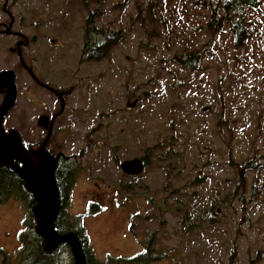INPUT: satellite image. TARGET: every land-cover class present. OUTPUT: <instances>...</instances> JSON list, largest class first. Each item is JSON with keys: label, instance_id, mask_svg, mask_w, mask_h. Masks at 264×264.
Segmentation results:
<instances>
[{"label": "rangeland", "instance_id": "rangeland-1", "mask_svg": "<svg viewBox=\"0 0 264 264\" xmlns=\"http://www.w3.org/2000/svg\"><path fill=\"white\" fill-rule=\"evenodd\" d=\"M221 2L0 0V22L9 26L11 10L29 35L28 14L39 12L28 52L39 48L42 80L72 84L54 139L65 153L62 222L94 262L143 254L149 242L140 264H264V0L248 9L239 43ZM87 37L97 58L84 52ZM4 40L0 67L17 61ZM194 52V68L176 61ZM18 95L5 124L22 132L39 120L24 109L39 105L23 85ZM135 157L146 167L129 175L121 164ZM245 161L254 167L238 187ZM9 175L0 264H41L32 196ZM52 256L76 264L68 245Z\"/></svg>", "mask_w": 264, "mask_h": 264}, {"label": "flooded vegetation", "instance_id": "flooded-vegetation-1", "mask_svg": "<svg viewBox=\"0 0 264 264\" xmlns=\"http://www.w3.org/2000/svg\"><path fill=\"white\" fill-rule=\"evenodd\" d=\"M6 14L7 16L11 17V21L9 23V26L6 25L5 21L0 22L1 24H3V27L6 29L4 30L3 28L2 29L0 28V36L6 34L4 38L0 37V41H5L4 39H8L11 42H14L15 45L9 47V49L11 52L17 54V61H15V63H13V65L11 66L8 63H5L6 62L5 60L3 62V64L5 65L0 67V77H16L15 82L17 85V100L19 98L18 94H20V86L22 87L23 85L25 87V91L28 92L29 97L34 99V101L39 105V108L37 109L35 108H33L32 110L24 109V111L34 112L36 115L35 119L37 120L39 118V120L37 123L38 125L36 127L31 126L28 129L25 128L24 130H22V132L19 129H15V128L9 130L5 124L7 115L9 114L8 113L3 121L4 133L8 135L11 132L16 131L20 135L22 145L19 146V150L23 153V155L27 156V154H30L36 162L40 160L41 153L43 155H50L58 160L56 169H62V163H63L62 160L65 157V153L61 151L58 152L56 148L57 144H54V139H55L57 126L60 123L59 121L60 117L64 115L66 119L70 118L69 114H71L70 112L71 109L68 106V98L73 93L69 90L72 87V84L68 79L59 82L58 79L60 77L54 81L50 80L48 77L45 81L42 80L41 77H44L46 73L48 75L50 72L49 73L47 71L44 72L43 65L39 66L34 62V60L38 57L39 48L37 49L36 53L29 54L28 52V49L32 45H34L39 39L38 38L39 33L36 32V28L38 27L32 26V24L35 21H39L38 20V17L40 16L39 12L35 11L33 13L28 14L30 20H28L29 23L27 22L26 23L29 25L30 28H33L34 30V33H31V35H29L26 31V26L24 24L26 20L24 19L25 17H21L20 20H17L14 14L11 12V10H6ZM9 36L14 37L15 40L13 41V39L9 38ZM10 41H7V43L5 44L4 51H5V47L9 46ZM54 42H56L55 39ZM7 71H13L14 73H8ZM51 73L54 75V77H57L56 73H53L52 71ZM24 77H27V79L24 80L23 79ZM30 79H32L33 81ZM20 80H22V84ZM32 86L35 87L34 90L35 92L32 91L31 88ZM6 89L7 87L4 86L3 90ZM5 95L6 92L2 93L0 91V105L3 102ZM54 98L55 100L51 105L50 99L53 100ZM30 105L31 104L28 103V106ZM24 111L22 110L21 112ZM67 112L68 114H66ZM25 130L27 131L26 134L23 133L25 132ZM143 161L145 162L144 159ZM3 168H9V167L2 166L0 167V171ZM69 232H74V231H69ZM79 237L82 240V237L80 235ZM63 245H68V244H62L59 248H61ZM144 249L146 250V252L145 253L142 252L143 254H146L147 252L149 253L152 252V248L149 242L144 243Z\"/></svg>", "mask_w": 264, "mask_h": 264}, {"label": "water", "instance_id": "water-1", "mask_svg": "<svg viewBox=\"0 0 264 264\" xmlns=\"http://www.w3.org/2000/svg\"><path fill=\"white\" fill-rule=\"evenodd\" d=\"M14 73L13 71H7ZM16 77H0V91L6 92L0 105V167L6 166L16 172L25 181L26 188L34 193L37 204L33 211L37 219V232L46 240L47 252H55L62 244H69L76 264H87L83 243L75 232L61 233L56 228V220L61 211L60 189L55 171L58 160L41 153L40 160L35 161L19 150L22 145L20 135L13 131L6 135L3 121L17 101ZM6 86L7 89L3 90ZM22 165H21V164ZM123 171L129 175L141 174L145 169L142 158L135 157L121 164Z\"/></svg>", "mask_w": 264, "mask_h": 264}, {"label": "trees", "instance_id": "trees-1", "mask_svg": "<svg viewBox=\"0 0 264 264\" xmlns=\"http://www.w3.org/2000/svg\"><path fill=\"white\" fill-rule=\"evenodd\" d=\"M259 4H260V0H223V2H221V4H220L221 8L224 11V15H221V18L226 20L228 23H230L232 29L234 30L235 34L237 35L236 36V43H239L241 41V39L244 37V35H246L245 32H246L247 28H246L245 19H246L248 9L249 8H257V7H259ZM89 43H91V42L89 40V37H87L86 44L84 45V52L89 53L88 58H97L95 53H96V50H98V49L97 48L95 49L92 46V44H89ZM199 57H200L199 53H196V52L187 53L186 55H180L179 57H177L176 61L178 63L184 65L186 68L192 69L198 63ZM145 163H146V161H145ZM253 167H254V165H252L251 161H245L244 163H242L238 166V172L240 174L238 187H244L245 186V184H244L245 173ZM4 172L9 173L11 180L14 179L16 182H19L20 185L23 186L22 189H25L26 191H28L25 187V182L14 171H11L9 168H3L0 171V192H1L2 174ZM64 174L65 173L63 171V176H64ZM61 175H62V170L56 169L55 176H56L58 187L61 191V200H62L61 201L62 202L61 203L62 209H61L59 216L56 220V228L59 232L74 231L80 235V232L77 229L66 230L65 227L63 226L64 223L62 222V215H63V207H64L63 206L64 205V195H63V190H61V185H62L61 184V179H62ZM29 194H31V196H32L31 202L33 203V207H34V205L37 202L34 198L33 193L29 191ZM0 196H1V193H0ZM33 207H32V213L34 214ZM84 250H85V254H86V258H87V264H117L120 262H125L124 264H140L139 263L141 261L140 256L143 255V254H140V255H136L134 257H128V258H124V259L123 258L115 259L114 257H111L106 262H104V261L102 262L99 260H96V262H94V259L90 256V253L88 252V247L86 244H84ZM2 253L4 254V252H2L0 250V254H2ZM52 254H54V253L47 252L45 249V246H44L43 251L39 257L41 264H53L52 257L54 255L52 256ZM35 264H38V263H35Z\"/></svg>", "mask_w": 264, "mask_h": 264}]
</instances>
